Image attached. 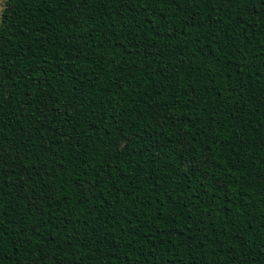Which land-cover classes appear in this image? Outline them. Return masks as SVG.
Here are the masks:
<instances>
[{
  "label": "trees",
  "instance_id": "trees-1",
  "mask_svg": "<svg viewBox=\"0 0 264 264\" xmlns=\"http://www.w3.org/2000/svg\"><path fill=\"white\" fill-rule=\"evenodd\" d=\"M0 264H264V0H5Z\"/></svg>",
  "mask_w": 264,
  "mask_h": 264
},
{
  "label": "rangeland",
  "instance_id": "rangeland-1",
  "mask_svg": "<svg viewBox=\"0 0 264 264\" xmlns=\"http://www.w3.org/2000/svg\"><path fill=\"white\" fill-rule=\"evenodd\" d=\"M4 2H5V0H0V16H1V12L3 10V7H4Z\"/></svg>",
  "mask_w": 264,
  "mask_h": 264
}]
</instances>
